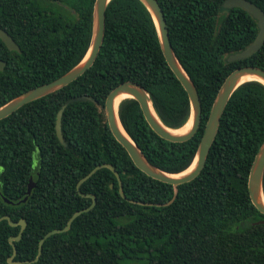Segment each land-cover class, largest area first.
I'll return each instance as SVG.
<instances>
[{
	"label": "trees",
	"instance_id": "trees-1",
	"mask_svg": "<svg viewBox=\"0 0 264 264\" xmlns=\"http://www.w3.org/2000/svg\"><path fill=\"white\" fill-rule=\"evenodd\" d=\"M157 1L175 55L198 91L200 125L185 141L164 139L133 98L120 101L118 117L151 163L178 173L191 164L229 72L241 66L264 70V42L251 56L226 62L228 54L254 39L257 25L250 14L239 7L223 9L225 0ZM249 1L264 11V0ZM93 4L0 0V27L21 50H9L0 40L5 62L0 106L56 79L82 58L91 37ZM128 80L145 88L166 126L180 128L187 122V93L165 60L150 12L141 0H110L93 64L64 87L0 119V216L26 221L14 242L13 260H33L45 233L64 227L73 212L90 205L92 198L78 193L77 182L96 165L108 163L119 174L125 198L114 173L100 167L79 186L95 197L94 206L67 231L47 237L36 261L21 264H264V214L247 190L250 165L264 140V84L249 80L233 91L203 169L179 184L173 197V186L138 169L107 125L105 98ZM63 104L66 145L54 127ZM29 179L34 186L22 202ZM18 231L19 225L0 221V264H9L8 237Z\"/></svg>",
	"mask_w": 264,
	"mask_h": 264
},
{
	"label": "water",
	"instance_id": "water-1",
	"mask_svg": "<svg viewBox=\"0 0 264 264\" xmlns=\"http://www.w3.org/2000/svg\"><path fill=\"white\" fill-rule=\"evenodd\" d=\"M109 1L110 0H94L93 11H92L91 37H90L89 45L82 58L72 68H70L68 71H66L56 79L35 86L33 88H30L22 92L21 94L11 98L4 104H2L0 106V119L10 115L19 107L32 100L43 97L49 93H52L64 87L65 85L75 80L78 76L83 74L93 64L103 41L104 27H105V10ZM141 1L150 12L151 17L154 21L159 44L162 53L165 57V60L187 93L189 99V105H190V114L186 123L189 122V125L187 129L181 133L173 132L172 130L179 128H170L166 126L157 116L152 106L150 96L148 92L145 90V88L139 83L131 80L123 81L110 90V92L107 94L105 98L103 109H104L107 125L112 135L125 148L131 160L133 161L134 165L148 176L163 182L170 183L174 189L173 197H175L177 193V186L179 184L191 181L203 169L210 146L218 130L221 115L233 91L240 84L249 80H255L264 84V70L255 66H241L229 72V74L224 78L213 100L204 127V131L198 143V147L195 152L194 158L191 164L189 165L190 167L193 164L192 168L190 167L189 169L188 167L185 170L178 173H171L158 168L147 159V157L143 154L141 149L130 138V136L123 128L121 121L118 117V105L120 101L124 98L135 99L138 102L142 114L145 120L147 121L148 125L151 127V129L155 133H157L160 137L174 142L185 141L190 137H192L194 133L197 131L201 122V104L195 84L193 83L189 75L186 73L184 68L182 67L180 61L178 60L171 46L169 40V33L166 27L165 17L161 6L159 5L157 0H141ZM234 7H239L245 10L256 20L257 33L249 45H247L246 47H244L239 51L228 54L226 57V62H233L251 56L262 46L264 42V11L259 6L252 3L249 0H225L222 3V8L225 10H229ZM0 40L5 44V46L9 50H13L20 53L21 50L17 45V43L10 36V34L1 27H0ZM4 66H5V62L0 59V71L4 69ZM246 76H251L253 77V79H243ZM123 94H126L125 97H121L119 100H117L118 97L122 96ZM84 98L91 99L88 96L81 97V99ZM65 106L66 104H63L57 111L55 118V126H54L56 136L60 141V143L63 145H66V142L62 135L61 117ZM118 122L122 126L125 134H123L122 131L120 130ZM100 167H107L114 173L119 184L118 191L120 195L123 198H125V195L122 191V184L119 174L111 164L104 163L93 167L84 177H82L77 182L76 185L78 193L82 196H90L92 198V202L86 208L73 212L72 215L67 220V223L64 227L54 228L49 230L47 233H45L38 242L37 254L33 260H13L14 256L16 255V248L14 242L18 241L21 238L22 231L26 226V221L24 219L13 221L8 215L0 216V221L2 219H7L11 226L19 225V231L17 235L8 237V241L12 246V253L7 258V262L9 264H21V263H30L36 261L41 254L42 244L47 237H49L54 233L67 231L70 228L72 221L79 214L90 210L94 206L96 202L95 197L92 194H83L79 190V186L81 182H83L85 179L90 177ZM263 174H264V140L260 144L252 160L247 178V190L250 201L256 207V209H258V211L261 212L262 214H264V194L262 190ZM33 186H34V182H32L31 179H29L26 188V194L21 199L22 202L26 200ZM5 201L11 203V201L7 199ZM169 202H167L166 204H168ZM262 222H264V220H262Z\"/></svg>",
	"mask_w": 264,
	"mask_h": 264
},
{
	"label": "bare ground",
	"instance_id": "bare-ground-1",
	"mask_svg": "<svg viewBox=\"0 0 264 264\" xmlns=\"http://www.w3.org/2000/svg\"><path fill=\"white\" fill-rule=\"evenodd\" d=\"M243 79H253V77H251V76H246V77H244ZM125 95H126V94H123L122 96L118 97L117 100H119L121 97H125ZM118 124H119L120 130L122 131V133L125 134V132H124V130H123V128H122V126L120 125L119 122H118ZM188 125H189V122L186 123V124H185L184 126H182L181 128H179V129H174V130H172V131H173V132H177V133H181V132H183V131L188 127ZM192 166H193V164H192ZM192 166H190V167L192 168ZM190 167H189V169H190Z\"/></svg>",
	"mask_w": 264,
	"mask_h": 264
},
{
	"label": "rangeland",
	"instance_id": "rangeland-1",
	"mask_svg": "<svg viewBox=\"0 0 264 264\" xmlns=\"http://www.w3.org/2000/svg\"><path fill=\"white\" fill-rule=\"evenodd\" d=\"M186 129H187V128H186ZM186 129H185V130H186ZM185 130H184V131H185Z\"/></svg>",
	"mask_w": 264,
	"mask_h": 264
}]
</instances>
